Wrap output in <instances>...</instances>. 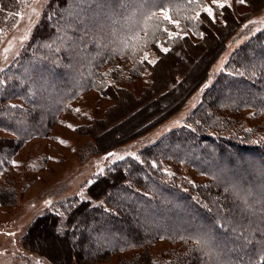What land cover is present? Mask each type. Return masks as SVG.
<instances>
[{
	"label": "trees",
	"instance_id": "obj_1",
	"mask_svg": "<svg viewBox=\"0 0 264 264\" xmlns=\"http://www.w3.org/2000/svg\"><path fill=\"white\" fill-rule=\"evenodd\" d=\"M24 3L25 0H0V26H10L16 16L9 13L18 12ZM70 3L86 12L82 18L69 20L58 32L62 42L72 37L76 46L72 50L68 49L71 46H60L55 33V24L60 26L65 21L64 8ZM249 4L252 7V2ZM161 5L177 9L180 26L176 39L169 40L151 22L145 28V17L158 12ZM42 8L29 40L9 71L3 73L4 86L15 92L6 94L9 102L1 96L0 112L12 108L21 118L15 123L11 119L15 115L3 117L7 122L4 127L15 139L0 137V155L11 153L37 128H49L81 92L93 89L111 98L120 92L130 93L132 89L122 87L121 81L129 82L147 70L154 75V68L170 55L184 57L186 52L194 62L199 54L194 57L192 52L204 45L202 51L209 58L203 59L200 75L190 79L189 67L184 73L167 71L171 77L163 81L161 78L157 86L153 78L152 84L138 95L139 101L146 98L147 105L153 104L152 115L146 118L149 114L140 108L119 119L115 128L106 127L113 133L127 126L114 138L116 144L83 147L80 159L109 152L119 146L118 142L139 137L186 106L240 23V18L234 20L231 13L224 14V23L218 27L203 14L199 21L189 19L199 9L187 0H48ZM95 14L99 19H84ZM166 26L175 31L171 25ZM212 32L218 43L206 47L205 39ZM46 40H51L50 45L44 44ZM37 43L43 46L36 47ZM158 44L170 51H161ZM145 51L156 55L154 64L140 63ZM36 55L42 56L38 57L41 75L28 65ZM48 71L56 75L51 80L54 91L40 93L39 98L27 97L26 90L47 79ZM122 71H126L124 79L120 77ZM17 75L25 76L19 77L22 83ZM109 79L113 82L109 83ZM164 81H168L167 86L155 93ZM202 92L183 126L140 149L136 157L107 165L84 187V197H72L57 212L39 215L21 236V247L49 264H106L114 253L129 250L136 252L112 264H264V141H256L249 129L235 121V115L245 109L264 114V29L238 46ZM164 97L171 99L163 102L166 108L161 110L158 105ZM12 100H19L21 105L12 107ZM99 122L90 123L87 132L101 126ZM148 125L151 127L147 131L140 132ZM170 166L191 168L208 181L197 185L184 180L177 183L176 178L167 177L165 168ZM6 189L1 188V194ZM1 200L5 201L4 197ZM46 230L61 241V259L38 246L41 244L36 241L45 236ZM157 240L176 247L157 256L149 250Z\"/></svg>",
	"mask_w": 264,
	"mask_h": 264
},
{
	"label": "rangeland",
	"instance_id": "obj_2",
	"mask_svg": "<svg viewBox=\"0 0 264 264\" xmlns=\"http://www.w3.org/2000/svg\"><path fill=\"white\" fill-rule=\"evenodd\" d=\"M47 1L48 0H25L22 8L18 11L23 16V19L15 17L10 26H0V29H3V34L0 35V98L4 95L2 97L3 100H5L4 102H9V100H6V94L15 91H13L10 86H4L3 73L6 72L8 68H11V64L18 58L22 47H24V44L29 40L33 28L41 16L42 7H44ZM204 2L210 3V0H204ZM251 2L253 4L252 7L249 4ZM33 8L36 10L35 13L33 12ZM85 13L83 8L78 6L75 7L72 3L64 8L65 18L63 20L65 21H63L60 26L59 24H55L57 28V32H55L56 38L58 37L60 46H65L66 48L71 46L68 48L69 50L76 48L71 36H68V39L62 42V34L59 35L58 32L60 28L68 24L69 20L75 19L76 16L82 18V15ZM225 13H231L234 20L240 18V23L234 34L227 38L224 51L215 59L212 66H210L206 81L200 86L201 88L198 87L195 92L191 94L184 108L182 107L177 113L159 122L158 125L148 132H145L139 137L130 139L125 143L118 142L119 146L113 147V150L109 152H100L86 157L84 160L80 159L81 156L79 155V151H81L83 147H93V145H96L97 148L99 146L101 147V145H105L104 147H106L107 143L108 147L112 146L111 142L116 141L114 138H116L118 134L120 135L127 126H124V128H116L113 133L106 129L108 127H114L116 121L119 119L128 117V115L131 116L132 112H137L140 108H143L144 112L149 114L146 118L152 115L151 113L154 109V107H152L153 104L147 105V103L144 102L146 98L139 101L138 95H140L144 87L152 84L153 78L157 86L161 78H163L161 80L163 81L164 79L166 80L167 77H171V75H168L169 73L167 71L171 70V72H174L172 74L179 72L184 73L187 72L189 67L191 68L188 73L190 79L197 76V74L199 75L200 65L206 55V53L202 51L204 45H200L198 49L192 52L194 57L199 54L196 56L197 59L194 62H191L192 58L186 52L184 53V57L170 55L169 57L163 58L158 63L154 68V75L150 74V71L147 70L143 72L142 75L134 77L129 82L121 81L122 87L128 88L129 90L132 89L130 93L128 91L120 92L111 98L100 95L93 89L81 92L70 102V109L62 110L49 128L40 130L37 128L40 132H31L23 138L20 144H18L11 153H2L0 155V190L1 188L7 187L5 193L2 191L1 194L0 192V264H49L46 260L35 255V253H29L21 247V236L26 232V228H28L39 215L44 214V212H57L60 205H65L66 200L75 196L84 197V187H86L98 173H102L107 165L119 160L116 156L108 157V153H115L124 158L136 157L140 149L158 141L160 136L166 132L183 126L186 123L189 112L199 103L203 93L202 91L207 89L214 80L215 75L224 69L231 54L249 37L254 36L264 29V24L261 23L251 24L247 28L244 27L249 20L264 21V0H247L246 5L235 3V0H232V7L224 8L222 12H218L216 23L213 24L218 27V24L224 23L223 18H226V15H224ZM98 16L99 15L95 14L88 19L86 17L84 19L90 20V18H98ZM29 17H31V19H29ZM103 18L106 19L105 17ZM17 22L18 26H13V24ZM81 24L82 23L79 24L80 27H82ZM172 29L175 30L174 32H179V28L172 26ZM257 29L259 30L257 31ZM25 36H27V39L24 38ZM205 40L206 47L218 43V37H216L213 32L211 37L209 36ZM50 43L51 40H46L44 44L50 45ZM39 44L40 43H37L36 47L43 46ZM5 48H8L9 51L5 52ZM38 57L40 58L42 56L38 55L37 57H32L28 65H30L33 70L37 71V75H41V70H39L41 63L38 61ZM148 58L154 61L156 55L148 54ZM26 69L27 67L24 68V71ZM19 77L20 76L17 75L16 79L20 81ZM24 77L25 76H22L20 78L22 79ZM120 77L124 79L126 77V71H122ZM54 79H56L55 72L51 73L48 71L47 79L43 82L41 80L40 83L35 86H30L26 90L27 97L38 96L39 98L40 93H52L56 88L55 85H53L54 82L51 81ZM112 82L113 81L110 80L109 83ZM167 82L168 81H164L159 87H156L155 93L165 88ZM205 85L207 86L205 87ZM2 86L6 89L5 93ZM185 87L186 84L182 86V88ZM169 95L173 96V94ZM38 98L36 99L39 101L40 99ZM167 98L171 99L169 97ZM167 98L164 97L160 99L158 105L159 109L164 110L166 108V106L164 107L162 105ZM10 104L12 107L13 105L20 106L21 102L19 100H12ZM76 109L80 111L77 112ZM15 111V109L11 108L8 112H0L1 138L12 137L15 139V135L4 127L7 126V122L3 119V117H9V114L12 116L15 115L11 119L16 123L17 119L21 118V116L19 117ZM235 118L237 119L235 120L236 124L245 129H249L256 141H264V114L260 115L254 113L251 109H245L239 114H236ZM92 122H99L102 124L90 130V133H88L87 131H89V129H87V126ZM34 125H36V123ZM69 125L72 127H69ZM36 126L41 127V125ZM149 127L151 126H145L140 132L147 131ZM61 141H63V143H61ZM128 153H132L133 155H128ZM13 160L18 163V167H13ZM101 169L103 171H101ZM165 172L168 178H176L174 180L177 183L184 180L193 185H197L198 183L203 184L208 181L207 177L202 173L188 167L184 169L181 166H174L172 168L170 166L165 168ZM7 191L8 195L5 196ZM116 194L119 195L118 192H116ZM3 197L5 201L1 200ZM9 233H12V235H9ZM64 241L70 244L68 239ZM36 242H39L41 245L38 246H42L44 250L51 252L50 254H53L54 257H59L60 259L63 257V252H61V241H57V238L51 236L47 230L45 236L41 235L40 239ZM175 247V244L157 240L150 246L149 250H151L153 254L160 256L168 249ZM134 252L136 251H118L111 255V258L105 263H115L118 258L128 257Z\"/></svg>",
	"mask_w": 264,
	"mask_h": 264
},
{
	"label": "snow or ice",
	"instance_id": "obj_3",
	"mask_svg": "<svg viewBox=\"0 0 264 264\" xmlns=\"http://www.w3.org/2000/svg\"><path fill=\"white\" fill-rule=\"evenodd\" d=\"M18 2H21V0H18ZM187 3L190 5H195L196 8L199 9L198 11H196L195 16L194 17H188L189 19H196L199 21L201 15L203 14L204 16L207 17V19L211 23H216L217 13L220 9L232 7V0H210V3L204 2V0H187ZM235 3L241 4V5H246L247 0H235ZM0 11H3V9H0ZM35 11H36L35 8H33L34 13H35ZM177 15H178V12H177L176 7L161 5L159 7L158 12H150L145 17V21H144L145 28L147 29L149 23L151 22V23H153V26L156 28V30L165 33L169 40L176 39V38H178V33L172 31L171 28L166 26V25H171V26H174L176 28H179L180 20L176 18ZM9 16H16V17H19V19H23V16L19 12L9 13ZM29 19H31V17H29ZM256 23L264 24V21L249 20L244 25V27L247 28L249 25L256 24ZM13 26H18V22L14 23ZM258 30L259 29H257V31ZM2 34H3V29H0V35H2ZM200 35L203 36V33H201ZM24 38L27 39V36H25ZM137 39L139 40V37H137ZM145 46H146V42H145ZM157 47H159L160 50L165 52V53L170 51V49L167 47H164L163 44H158ZM4 51L7 52V51H9V49L5 48ZM140 63L154 64L155 61L149 60L148 53L145 51L143 53L142 59L140 60ZM206 86L207 85H205V87ZM13 107H15V105H13ZM76 111L79 112L80 110L76 109ZM69 127H72V126L69 125ZM61 143H63V141H61ZM128 155H133V154L128 153ZM107 156L108 157L116 156L117 159H123L124 158L123 156H119L118 154H115V153H108ZM12 165H13V167L19 166L18 163L14 160L12 161ZM152 166L156 167L155 164H153ZM101 171H103V170L101 169ZM9 235H12V233H9ZM197 243H200V241L197 240Z\"/></svg>",
	"mask_w": 264,
	"mask_h": 264
},
{
	"label": "bare ground",
	"instance_id": "obj_4",
	"mask_svg": "<svg viewBox=\"0 0 264 264\" xmlns=\"http://www.w3.org/2000/svg\"><path fill=\"white\" fill-rule=\"evenodd\" d=\"M215 46H216V45H215ZM215 46H214V48L217 47V46H216V47H215ZM211 48H212V47H211ZM215 50H216V49H215ZM215 50H213V51H215ZM209 52H210V51H209ZM206 54H207V53H206ZM210 54H211V52L209 53V55H210ZM204 57H205V56H204ZM207 57H208V56H206L205 58L207 59ZM205 58H204V59H205ZM208 58H209V57H208ZM202 59H203V58H202ZM204 61H205V60H204ZM206 62H207V61H206ZM206 62H205V63H206ZM205 63H204V64H205ZM199 75H200V74H199ZM197 76H198V74H197ZM129 122H130V121H129ZM130 123H131V122H130ZM134 125H135V124H134ZM129 126H130V125H129ZM129 126H128V127H129ZM123 128H124V126H123ZM125 129H126V128H125ZM129 131H130V129H129ZM108 133H109V132H108ZM108 133H107V135H108ZM107 144H108V143H107ZM107 144H106V145H107ZM104 146H105V145H104ZM104 146H103V147H104ZM107 147H108V146H107ZM109 147H110V146H109ZM101 149H102V148H101Z\"/></svg>",
	"mask_w": 264,
	"mask_h": 264
}]
</instances>
